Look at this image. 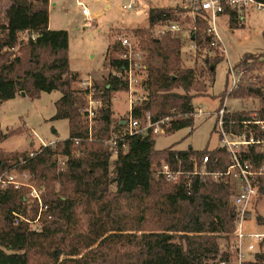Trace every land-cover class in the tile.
I'll use <instances>...</instances> for the list:
<instances>
[{
  "label": "trees",
  "instance_id": "1",
  "mask_svg": "<svg viewBox=\"0 0 264 264\" xmlns=\"http://www.w3.org/2000/svg\"><path fill=\"white\" fill-rule=\"evenodd\" d=\"M256 1L264 4V0ZM48 3L49 0H10L4 10L5 21L0 23V103L21 91L30 97L41 91H60L52 118L67 120L68 137L39 145L29 153L3 151L0 147V172H11L6 170L8 167L26 173L45 206L40 210L31 201L38 223L34 229L25 220L13 223L15 213L25 216L29 198L24 191L28 193V188L0 187V264H36L43 248L41 239L50 245L49 264H218L230 260L229 234L236 221L232 183L194 175L191 186L186 188L184 176L173 183L154 174L165 162L177 169L176 155L181 158V168L192 171L187 157L192 154L201 158L210 151L155 149L151 128L145 135H127L115 146L106 143L121 132L126 119L113 118L110 92L126 90L127 81L115 76L102 83L93 80L92 96L100 104L89 120L83 110L88 90L74 85L77 73L69 67L68 33L49 28ZM184 12L179 6L150 7L147 26L133 31L140 40V49L148 52L147 77L142 81L146 93L131 105L129 115L141 124L147 113L152 122L168 117L167 132L191 128L192 99L204 94L213 83L214 69L221 58L218 47L210 45L205 19L196 17L193 23L195 35L191 40L196 44L195 51L204 53L198 70L181 66L179 32L156 36L155 28L176 22ZM229 19L230 26L237 25L233 12ZM23 31L29 33L28 40L20 47L21 55H12L17 35ZM262 37L264 40V31ZM112 47L106 52L109 66L123 72L122 68H127L120 57L124 48L114 56L117 46ZM249 58L246 56L239 64ZM241 77L227 96L257 97L261 107L255 115L264 119V88L241 89ZM222 105L223 99L217 109ZM223 115L225 128H229L230 120L251 117L242 111L225 110ZM237 122L231 126L233 129L241 126ZM257 134L264 138V133ZM8 135L0 128V143ZM211 153L219 159L217 168L226 169L229 156L220 149ZM263 153L253 145L244 155L258 165ZM130 199H143L148 220H157H150L154 227L147 229L142 223L138 237L124 233L134 228L121 215L123 202ZM165 200L169 202L161 207ZM90 205L96 210L88 211ZM257 220L264 222L260 215ZM83 249L87 251L81 255ZM61 255L78 257L60 260ZM243 264H264V239Z\"/></svg>",
  "mask_w": 264,
  "mask_h": 264
},
{
  "label": "rangeland",
  "instance_id": "2",
  "mask_svg": "<svg viewBox=\"0 0 264 264\" xmlns=\"http://www.w3.org/2000/svg\"><path fill=\"white\" fill-rule=\"evenodd\" d=\"M90 12V20L81 13L80 6L76 0H49V27L52 29H64L68 33V58L69 67L77 73L74 85L84 87L83 82L93 80L106 82L107 77L114 76L115 69L109 66L106 59L107 49L112 50L116 45L117 50L113 52L117 56L123 49L120 37H127L135 50L142 54L141 69L135 71L137 81L131 88L111 91V109L113 118L118 121L127 118L130 110V100L134 102L139 96H144L142 81L147 77L146 56L148 52L140 49V40L134 34V29L147 26V10L156 6H176L179 0H79ZM51 2L54 4L51 5ZM133 4L130 9L123 5ZM10 4V0H0V23L5 21L4 10ZM242 20L236 22V26H230L227 15H219L216 28L220 37L221 56L214 69V81L206 88V92L192 99L195 111L200 107L201 113L194 119L189 127L180 128L172 132L155 134L154 148L161 150L172 148L184 150H212L219 147L218 125L216 123L217 109L220 100L226 111H242L251 114V117L260 109L261 103L257 97L252 95L234 97L228 95L231 87V76L228 66H235L243 72L241 89L247 87L264 88V6L256 8L253 5L246 7L242 12ZM197 21V19H196ZM176 22H180L185 31L180 36V63L182 67H191L198 70L202 65L204 53L198 54L190 47L187 33L192 28L195 18L188 13L180 15ZM136 27V28H135ZM29 33L19 32L17 44L12 48V55H21L20 47L28 40ZM122 46V47H121ZM195 51V52H194ZM243 64H239L241 59ZM238 64V65H237ZM134 73V71H133ZM134 73V74H135ZM206 78L204 79V81ZM108 86V85H107ZM61 96L60 91H41L36 97L16 94L13 98L0 103V128L8 132V136L0 143L3 151L25 152L35 151L41 142L65 139L68 137V122L66 119H54L55 102ZM223 106V105H222ZM258 117V115H255ZM250 117V118H251ZM259 118V117H258ZM260 119V118H259ZM191 129V131H190ZM258 150L264 152V145L258 146ZM264 154V153H263ZM259 165L263 166L264 155ZM10 170L17 179L21 174L15 168ZM28 179V178H27ZM33 185L34 183L31 182ZM36 185V184H35ZM26 187V186H23ZM264 174L258 182V195L250 206V211L244 220V227L249 231L264 232V222H259L257 216L264 219ZM26 196H29L27 191ZM161 207H165L166 202ZM121 215L127 221H131L133 230L124 233H133L136 237L141 234L142 223L145 228L154 227L150 224L155 219L147 218L145 201L143 199L126 200L123 202ZM32 202L27 201L25 216L31 221L29 226L36 227V218L31 211ZM96 206L90 205L88 211H95ZM85 213V211H84ZM145 218L143 221L142 219ZM223 239L220 240L222 244ZM39 242V238H38ZM43 248L40 250L36 264H49V242L41 239ZM87 249H83L84 254ZM78 256H60L64 258H76Z\"/></svg>",
  "mask_w": 264,
  "mask_h": 264
},
{
  "label": "built area",
  "instance_id": "3",
  "mask_svg": "<svg viewBox=\"0 0 264 264\" xmlns=\"http://www.w3.org/2000/svg\"><path fill=\"white\" fill-rule=\"evenodd\" d=\"M80 6L81 13L88 19L90 18V12L88 8L79 0H76ZM253 5L256 8H261L264 4L257 2L256 0H179L178 6L186 11V13L193 16L195 19H205L208 23L207 31L211 35L210 45L221 49L220 37L217 32L216 24L219 15L225 14L228 17L231 12L234 14V18L237 21L242 20L241 12L248 6ZM133 4L128 3L123 5V8L130 9ZM195 26L187 33L190 41V47L195 49L196 44L193 42L195 35ZM170 32H183L185 29L182 27L180 22H171L167 26H159L155 28L156 36H161L163 33ZM124 50L120 54V57L127 63V68L123 67V72L115 71L113 74L117 78H121L127 81L128 89L131 85L137 81L135 77L137 74L135 71L141 69V58L142 54L134 49L129 38L120 37ZM229 74L231 76V87L230 90L237 87L243 72L235 66H228ZM134 71V73H133ZM84 88H87V105L83 109L89 120L95 115L96 110L100 104L98 99H94L92 96V88L90 81L83 82ZM130 107L134 103L130 100ZM225 111L224 105L219 109L216 115V123L218 125V139L219 147L210 150L204 154L201 158L196 155L190 154L188 163L192 165V171H185L181 168V158L176 155L178 159V168L173 169L168 163H162L155 169L156 177H163L165 180L173 183L179 181L180 176H184V185L186 188L191 186V177L194 175L198 176H212L218 178L224 182L232 183L235 188V192L232 195L231 202L236 209V221L234 230L229 234L230 243L228 246L229 254L231 259L227 261H220L218 264H243L250 257L252 252L256 249L259 242L264 239V232H256L246 230L244 227V220L250 211V206L258 195V182L261 176L264 174L263 166L256 165L251 159H247L244 155L246 150L253 145H264V138L259 137L257 133H264V119H259L255 115L251 118L240 120V121H229V128L224 127L223 113ZM201 113L200 107L197 111L194 110L191 113L195 119ZM146 121L141 124L138 120L132 118L130 115L123 120L124 128L121 132L113 135L106 141L111 146H115L117 142H123L127 135L140 134L145 135L149 128L152 129V134H163L167 132V126L169 124V118L164 117L157 121L152 122L150 120L149 113L146 114ZM241 125L239 129H233V124ZM54 141L41 142V145L46 146L47 144H53ZM122 146L124 144L122 143ZM220 149L225 152L230 159V163L226 169L219 170L218 157L214 156L211 151ZM32 155V153H30ZM28 175L26 173L21 174V178L17 177L8 171L0 172V187L8 185L18 188L26 186L28 188V198L30 201H34L39 205L40 210L45 208L42 205L40 191L36 189L27 180ZM20 220L31 222L26 216L14 214L13 223H17Z\"/></svg>",
  "mask_w": 264,
  "mask_h": 264
},
{
  "label": "water",
  "instance_id": "4",
  "mask_svg": "<svg viewBox=\"0 0 264 264\" xmlns=\"http://www.w3.org/2000/svg\"><path fill=\"white\" fill-rule=\"evenodd\" d=\"M21 95H25V93L23 91L20 92ZM122 123H124V121H122Z\"/></svg>",
  "mask_w": 264,
  "mask_h": 264
},
{
  "label": "crops",
  "instance_id": "5",
  "mask_svg": "<svg viewBox=\"0 0 264 264\" xmlns=\"http://www.w3.org/2000/svg\"><path fill=\"white\" fill-rule=\"evenodd\" d=\"M52 4H54V3H53V2H51V5H52ZM170 6H172V5H170ZM48 26H49V21H48ZM49 28H50V27H49Z\"/></svg>",
  "mask_w": 264,
  "mask_h": 264
}]
</instances>
